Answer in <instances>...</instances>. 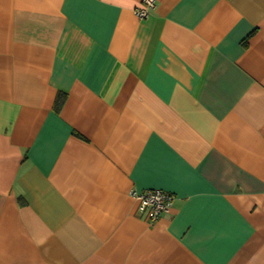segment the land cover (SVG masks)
<instances>
[{"label": "crops", "instance_id": "crops-1", "mask_svg": "<svg viewBox=\"0 0 264 264\" xmlns=\"http://www.w3.org/2000/svg\"><path fill=\"white\" fill-rule=\"evenodd\" d=\"M143 6L0 0V264H264V0Z\"/></svg>", "mask_w": 264, "mask_h": 264}, {"label": "built area", "instance_id": "built-area-1", "mask_svg": "<svg viewBox=\"0 0 264 264\" xmlns=\"http://www.w3.org/2000/svg\"><path fill=\"white\" fill-rule=\"evenodd\" d=\"M144 6L136 9L140 17L148 15V9L154 6V0H143ZM131 196L138 202L137 211L149 220H156L172 204L173 195L160 188H148L143 191L131 190Z\"/></svg>", "mask_w": 264, "mask_h": 264}, {"label": "trees", "instance_id": "trees-1", "mask_svg": "<svg viewBox=\"0 0 264 264\" xmlns=\"http://www.w3.org/2000/svg\"><path fill=\"white\" fill-rule=\"evenodd\" d=\"M65 99V93H60L58 96H57V99H56V103H55V107H60L61 104L63 103Z\"/></svg>", "mask_w": 264, "mask_h": 264}]
</instances>
